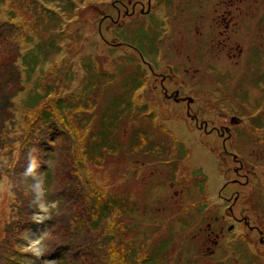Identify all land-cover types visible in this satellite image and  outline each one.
Returning <instances> with one entry per match:
<instances>
[{"label":"rangeland","instance_id":"rangeland-1","mask_svg":"<svg viewBox=\"0 0 264 264\" xmlns=\"http://www.w3.org/2000/svg\"><path fill=\"white\" fill-rule=\"evenodd\" d=\"M8 181L0 264H264V0H0Z\"/></svg>","mask_w":264,"mask_h":264},{"label":"clouds","instance_id":"clouds-1","mask_svg":"<svg viewBox=\"0 0 264 264\" xmlns=\"http://www.w3.org/2000/svg\"><path fill=\"white\" fill-rule=\"evenodd\" d=\"M32 150L28 154V161L29 165L26 171L22 173V176L27 180L28 177H31L33 182L28 183L27 187L29 192L31 193V207L38 209L40 212L45 213L48 219H51L54 212H56L60 207V200H49L48 199V187L44 180V175L37 174L35 169L37 164L35 163V158L32 156ZM4 163L6 164L7 161L5 160ZM7 179V178H5ZM14 187L13 182L8 181L7 184L0 183V192H8L11 194V190ZM55 205V208L51 207ZM51 233L48 232L47 234L43 235L40 240L38 241H31L29 236H25V240L27 241L26 246L22 249L24 253L28 254L29 256L33 257L36 260H39L49 251V241L51 240ZM29 264H32L29 261ZM42 264H49V262L44 261Z\"/></svg>","mask_w":264,"mask_h":264},{"label":"flooded vegetation","instance_id":"flooded-vegetation-1","mask_svg":"<svg viewBox=\"0 0 264 264\" xmlns=\"http://www.w3.org/2000/svg\"><path fill=\"white\" fill-rule=\"evenodd\" d=\"M148 7H149V5H147ZM177 95V94H176ZM178 100H181V99H178ZM177 100V101H178ZM188 102V101H187ZM230 124H231V122H230ZM228 128L226 127V126H222V128H221V130L219 131V134H225V133H227L228 131ZM228 135V134H227ZM229 136V135H228Z\"/></svg>","mask_w":264,"mask_h":264},{"label":"water","instance_id":"water-1","mask_svg":"<svg viewBox=\"0 0 264 264\" xmlns=\"http://www.w3.org/2000/svg\"><path fill=\"white\" fill-rule=\"evenodd\" d=\"M188 102H191V100L190 99H188ZM235 122V120L234 119H232L231 120V124H233Z\"/></svg>","mask_w":264,"mask_h":264}]
</instances>
